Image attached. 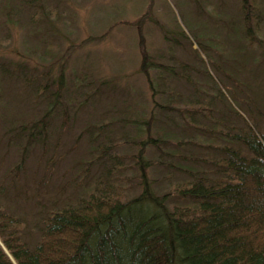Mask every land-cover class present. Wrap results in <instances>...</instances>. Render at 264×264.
Segmentation results:
<instances>
[{"label": "rangeland", "instance_id": "obj_1", "mask_svg": "<svg viewBox=\"0 0 264 264\" xmlns=\"http://www.w3.org/2000/svg\"><path fill=\"white\" fill-rule=\"evenodd\" d=\"M241 1L0 0V177L10 186L0 201L31 224L26 238L38 239L46 212L92 192L161 197L190 182L182 168L212 170L221 146L239 148L214 133L245 127L233 109L251 122L250 108L264 131V0L252 42ZM144 52L165 66L149 79ZM43 118L26 148L7 132Z\"/></svg>", "mask_w": 264, "mask_h": 264}, {"label": "trees", "instance_id": "obj_2", "mask_svg": "<svg viewBox=\"0 0 264 264\" xmlns=\"http://www.w3.org/2000/svg\"><path fill=\"white\" fill-rule=\"evenodd\" d=\"M261 16V0L241 1L243 32L250 42L261 33ZM196 43L208 52L203 43ZM154 57L144 52L141 60L148 79L149 67H165ZM54 83L48 82V88ZM41 84L34 88L43 94L46 87ZM58 87L64 89L62 73ZM201 110L213 119L207 108L193 106V111ZM247 111L251 122L233 109L245 124L237 126L236 133L222 132L219 124L214 132L239 148L221 146L223 158L208 161L212 170L182 168L192 174L190 182L161 197L147 189L130 199L109 188L92 192L78 205L46 212L37 241L22 230L31 224L0 201V264H264V131L254 128H259L255 112ZM44 123V118L32 125L21 123L7 132L24 138L26 148L39 138L37 128H45ZM14 139L9 137L7 146ZM187 158L195 164L199 159ZM23 162L11 167V176L16 170L12 180ZM8 176L0 177L1 194L10 187L1 182Z\"/></svg>", "mask_w": 264, "mask_h": 264}]
</instances>
